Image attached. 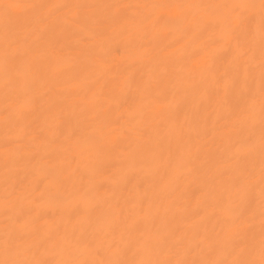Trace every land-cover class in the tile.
Returning <instances> with one entry per match:
<instances>
[{
    "label": "bare ground",
    "instance_id": "obj_1",
    "mask_svg": "<svg viewBox=\"0 0 264 264\" xmlns=\"http://www.w3.org/2000/svg\"><path fill=\"white\" fill-rule=\"evenodd\" d=\"M0 264H264V0H0Z\"/></svg>",
    "mask_w": 264,
    "mask_h": 264
}]
</instances>
